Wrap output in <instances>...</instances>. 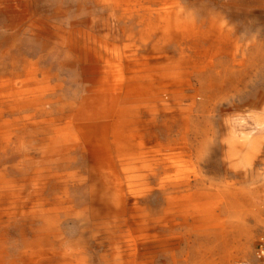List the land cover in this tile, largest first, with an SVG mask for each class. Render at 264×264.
<instances>
[{
	"label": "rangeland",
	"instance_id": "374dc122",
	"mask_svg": "<svg viewBox=\"0 0 264 264\" xmlns=\"http://www.w3.org/2000/svg\"><path fill=\"white\" fill-rule=\"evenodd\" d=\"M262 237L264 0H0V264H264Z\"/></svg>",
	"mask_w": 264,
	"mask_h": 264
},
{
	"label": "bare ground",
	"instance_id": "6f19581e",
	"mask_svg": "<svg viewBox=\"0 0 264 264\" xmlns=\"http://www.w3.org/2000/svg\"><path fill=\"white\" fill-rule=\"evenodd\" d=\"M110 82V81H109ZM105 82V83H102L101 84V87H100V90L99 91H101V94H103V97H104V99L105 100H108L109 99V96L107 95L109 92H111L112 90H114L115 89V84L113 83V82ZM110 100V99H109ZM92 116V114L89 116V118ZM141 144H143V145H145L146 146V144H144V142L143 143H141ZM115 148V147H114ZM141 148H142V146H141ZM132 150H131V154H132ZM129 153H130V151H129ZM134 153V152H133ZM134 154H136V152L134 153ZM130 154H128V156H129ZM133 156V155H132ZM136 157V156H135ZM125 158V157H124ZM129 158V157H128ZM132 158H134V157H132ZM137 158H139V157H137ZM126 159V158H125ZM130 159V158H129ZM121 161V160H120ZM202 209H203V205H200V206H198V214H196V215H199V213H201L202 212ZM196 219H199V218H196ZM128 237V236H127ZM123 239V238H122ZM124 243V242H123ZM123 247V246H122Z\"/></svg>",
	"mask_w": 264,
	"mask_h": 264
},
{
	"label": "built area",
	"instance_id": "2783aa9c",
	"mask_svg": "<svg viewBox=\"0 0 264 264\" xmlns=\"http://www.w3.org/2000/svg\"><path fill=\"white\" fill-rule=\"evenodd\" d=\"M257 257L264 261V237L260 238L257 245ZM244 264V263H238Z\"/></svg>",
	"mask_w": 264,
	"mask_h": 264
},
{
	"label": "crops",
	"instance_id": "0c3cea01",
	"mask_svg": "<svg viewBox=\"0 0 264 264\" xmlns=\"http://www.w3.org/2000/svg\"><path fill=\"white\" fill-rule=\"evenodd\" d=\"M264 262V261H263Z\"/></svg>",
	"mask_w": 264,
	"mask_h": 264
}]
</instances>
